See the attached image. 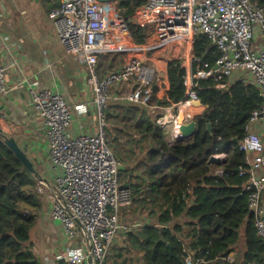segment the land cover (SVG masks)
Here are the masks:
<instances>
[{
	"label": "trees",
	"instance_id": "16d2710c",
	"mask_svg": "<svg viewBox=\"0 0 264 264\" xmlns=\"http://www.w3.org/2000/svg\"><path fill=\"white\" fill-rule=\"evenodd\" d=\"M111 1L135 45L159 40L157 25L140 27L130 21L144 0ZM251 2L264 10V0ZM187 53L193 56L187 69L180 59L156 58L160 68L147 106L114 96L108 101L105 133L119 162V185L130 192L129 209L147 211L157 224L126 232L125 245L110 251L106 264H185L186 253L194 264H264V237L256 233L244 190L247 177L241 173L246 155L238 148L252 112L261 104L259 91L248 81L228 84L225 78L197 77L219 57L204 35L195 37ZM118 56H98L100 76L119 68ZM193 85L208 108L194 118L197 127L190 141L169 142L153 114L181 102ZM215 154H223L224 163L209 164ZM37 184L0 135V264H38L27 245L41 208ZM182 216L187 221L180 225ZM241 231L244 247L239 251ZM230 254L231 262L226 260Z\"/></svg>",
	"mask_w": 264,
	"mask_h": 264
},
{
	"label": "built area",
	"instance_id": "2783aa9c",
	"mask_svg": "<svg viewBox=\"0 0 264 264\" xmlns=\"http://www.w3.org/2000/svg\"><path fill=\"white\" fill-rule=\"evenodd\" d=\"M109 1L61 0L49 14L64 52L88 70L96 133L71 136L73 118L63 97L48 89L30 90L33 112L45 127L49 161L57 170L52 183L39 180L36 191L46 198L51 218L62 227L68 243L63 256L68 264H104L118 232L127 229L119 224V214L130 204V192L119 185V162L107 145L105 133L109 93L122 83L132 82L125 99L147 106L156 78V63L132 49L122 67L99 75L98 56L111 47L113 32L122 33L119 25L107 22ZM130 21L140 27L157 25L161 46L183 41L190 47L197 35H204L216 46L219 57L212 69L198 71V78L251 79L257 87L261 104L252 112L238 148L246 155L247 167L241 173L247 177V207L257 235L264 237V142L253 129L264 124V10L251 0H144ZM189 59H193L192 53ZM4 71L0 66V95L9 91ZM197 99L193 85L181 102L165 108V114L155 115L158 125L171 129L169 142L177 137V113H190ZM3 118L1 115L0 121ZM226 260L231 262L232 256ZM184 261L194 264L187 253Z\"/></svg>",
	"mask_w": 264,
	"mask_h": 264
},
{
	"label": "crops",
	"instance_id": "0c3cea01",
	"mask_svg": "<svg viewBox=\"0 0 264 264\" xmlns=\"http://www.w3.org/2000/svg\"><path fill=\"white\" fill-rule=\"evenodd\" d=\"M60 2L61 0H0V66L5 68V84L9 90L0 95V116L5 117L0 121V128L24 151L40 180L48 183H52L57 170L49 161L45 127L33 112L30 90L48 89L63 97L73 118L69 127L71 136L93 134L97 130L88 70L74 56L64 52L49 17L50 12ZM121 30L120 34L112 33L111 47L103 54L125 57L129 50L133 49L135 44L125 31V23ZM176 42L182 53L184 42ZM144 51L147 53L150 50ZM162 52L166 51L163 49ZM115 63L119 68L124 65L117 58ZM233 81L229 80L228 84ZM247 81L252 82L251 79ZM131 86L132 82L117 86L113 100L128 102L125 95ZM119 87L121 90H117ZM122 91L125 93L122 94ZM111 92L113 94V91ZM156 114H165V111L160 109L153 116ZM253 129L264 137V124H257ZM164 130L169 140L171 129ZM38 181L37 179V183ZM39 196L41 208L27 245L38 264H68L63 256L68 243L62 233V227L58 221L51 218L46 198L42 194ZM130 207L131 205L126 206L119 214V224L127 229L118 232L106 253L104 264L107 263L110 251L125 245L123 240L126 232H135L145 224H157V218L149 217L147 211L132 210ZM186 221L184 216L178 219L180 225ZM230 255L233 257V254Z\"/></svg>",
	"mask_w": 264,
	"mask_h": 264
},
{
	"label": "water",
	"instance_id": "95a60500",
	"mask_svg": "<svg viewBox=\"0 0 264 264\" xmlns=\"http://www.w3.org/2000/svg\"><path fill=\"white\" fill-rule=\"evenodd\" d=\"M101 2L107 1V0H99ZM181 67L186 68L187 63L181 64ZM216 68V67H215ZM154 87V84L152 86V89ZM192 110L190 113L185 114L183 111H179L177 113L176 118V134L177 137L175 140H185L190 141L195 130H196V122L194 120L195 117L202 115L208 108L207 105H204L201 103L199 99L194 100L192 102ZM207 130L210 132L211 126L209 123L206 125ZM0 135L3 137L5 144L9 147V149L15 154V156L22 162V164L25 166L26 170L34 176L35 179L40 180V176L33 167L31 161L27 158L24 151L19 147L17 142L12 138L7 136L2 129L0 128ZM209 164H222L224 163V159L211 155L208 159ZM121 188L127 189L125 186H121ZM170 253V252H169Z\"/></svg>",
	"mask_w": 264,
	"mask_h": 264
},
{
	"label": "rangeland",
	"instance_id": "374dc122",
	"mask_svg": "<svg viewBox=\"0 0 264 264\" xmlns=\"http://www.w3.org/2000/svg\"><path fill=\"white\" fill-rule=\"evenodd\" d=\"M106 7H107L106 15H107L108 24L110 26H112V25H114V26L120 25V28L118 27V30L120 31L121 28H122L120 22L121 23L124 22L123 21L124 19L121 18L120 15L116 12L115 3L113 1H109V3H107ZM118 34H120V33L118 32ZM177 44L178 43L176 41H174V42H171L169 45L161 46V44L159 42H157V43L155 42V43H153L151 45L146 46L147 49H145V46H135L134 45L133 49L131 51L134 52V53H143V55L146 56L147 59L153 60L156 63L157 69L160 68L159 63L156 62V60L158 61V59H156L157 55H160L159 57L163 58L161 60H165V58H167L168 60H172V59H178L179 60L180 59L181 60V64H183L185 62L187 63V67H186V69H187L189 64H190V62H191V60L189 59V55L190 54L187 53V48L189 46L183 45L182 49L183 50L185 49V51L182 50V53H181L180 52V48H178L179 46H177ZM157 45H159L160 47H157ZM163 49L167 53L166 52L165 53L162 52ZM144 50H150V51H148L146 53V51H144ZM129 53L125 57H121V55H119L117 57V59L120 60L123 64H125L128 61V59H129ZM122 58H124V59H122ZM117 90H121L120 87ZM123 93H125V92L122 91V94ZM112 95H113L112 92L109 93V99L112 97ZM120 166L122 167V164H120ZM237 245H238V250L239 251H241L242 247H244V235H243L242 231L240 232V237H239V241H238ZM233 256H234V254H233Z\"/></svg>",
	"mask_w": 264,
	"mask_h": 264
}]
</instances>
